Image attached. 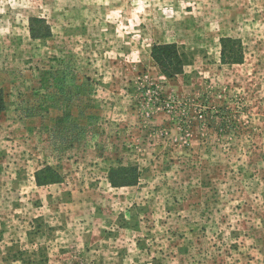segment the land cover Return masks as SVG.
Masks as SVG:
<instances>
[{"label":"rangeland","instance_id":"rangeland-1","mask_svg":"<svg viewBox=\"0 0 264 264\" xmlns=\"http://www.w3.org/2000/svg\"><path fill=\"white\" fill-rule=\"evenodd\" d=\"M0 98V264H264V0H0Z\"/></svg>","mask_w":264,"mask_h":264},{"label":"trees","instance_id":"trees-1","mask_svg":"<svg viewBox=\"0 0 264 264\" xmlns=\"http://www.w3.org/2000/svg\"><path fill=\"white\" fill-rule=\"evenodd\" d=\"M29 34L34 39L45 38L50 35L49 26L44 19L39 17L29 18ZM231 38L222 39L221 61L224 63H239L243 56L241 51L233 49L234 41ZM150 57L160 72L166 78H174L183 71L186 64L185 54L181 52L176 43H154L150 48ZM3 110L0 98V111ZM137 168L135 166H122L118 163L117 167H111L108 173V181L112 186L134 185L137 183ZM58 171L50 166H44L35 175L37 185H45L60 181Z\"/></svg>","mask_w":264,"mask_h":264}]
</instances>
